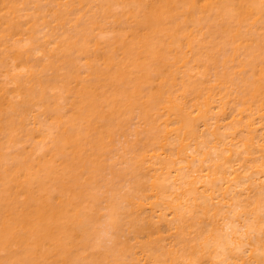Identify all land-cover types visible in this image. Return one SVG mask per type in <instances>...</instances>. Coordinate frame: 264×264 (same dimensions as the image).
<instances>
[{
    "label": "bare ground",
    "instance_id": "1",
    "mask_svg": "<svg viewBox=\"0 0 264 264\" xmlns=\"http://www.w3.org/2000/svg\"><path fill=\"white\" fill-rule=\"evenodd\" d=\"M0 67V264H264V0H0Z\"/></svg>",
    "mask_w": 264,
    "mask_h": 264
},
{
    "label": "rangeland",
    "instance_id": "2",
    "mask_svg": "<svg viewBox=\"0 0 264 264\" xmlns=\"http://www.w3.org/2000/svg\"><path fill=\"white\" fill-rule=\"evenodd\" d=\"M26 12L27 11H25V10H20L19 14L26 13ZM27 18H28V16L20 18L19 19L20 23H23ZM106 34H112V31L110 30L108 32L101 33V35H106ZM39 36H41L40 33H39ZM41 38H43V39H45L47 41L48 40L49 41L52 40V38L48 37V36H42ZM19 43H21V41ZM54 45H55V43L54 44H50L49 46L52 47ZM32 55L34 56V58L41 60L42 56H43V53L40 52V51H35ZM2 87L7 88L8 90H10V89H12L14 87V84L11 83V81H10V74H9V72L6 71L5 67H0V88H2ZM135 121H137L136 118L133 120V122H135ZM134 124L137 125V123H134ZM25 145H28V143H25Z\"/></svg>",
    "mask_w": 264,
    "mask_h": 264
}]
</instances>
